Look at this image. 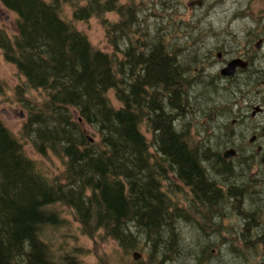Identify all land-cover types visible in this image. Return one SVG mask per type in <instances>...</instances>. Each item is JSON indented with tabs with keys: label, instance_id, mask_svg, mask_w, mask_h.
I'll return each mask as SVG.
<instances>
[{
	"label": "trees",
	"instance_id": "16d2710c",
	"mask_svg": "<svg viewBox=\"0 0 264 264\" xmlns=\"http://www.w3.org/2000/svg\"><path fill=\"white\" fill-rule=\"evenodd\" d=\"M0 3L16 14L13 36L0 29V52L24 78L25 86L17 89L45 93L41 106L29 110L23 134L32 138L36 153L53 154L63 166L62 180L51 176L0 119V264H87L67 250L57 257L42 236L64 223L61 204L72 210L83 235L100 231L125 253L145 248L144 258L131 264H174L177 257L180 264H213L215 256L217 264H235L223 258L220 247L234 235L242 246L238 253L251 251L256 264H264V202L254 197L264 185L259 177L246 178L253 189L236 185L233 160L203 148L189 121L179 124L206 91L190 92L197 78L173 68L167 50L140 40L131 23L134 2L124 8L116 0ZM66 5L76 21L99 19L110 53L95 48L65 19ZM111 11L117 22L105 18ZM110 90L119 105L111 103ZM84 126L98 139L89 141ZM213 169L225 189L213 179ZM170 175L189 189L190 205L177 204L180 187ZM246 194L252 210L240 212V234L232 232L218 245L207 240L213 233L225 235L226 211L239 209ZM184 220L204 229L199 250L183 246L178 228ZM231 248L229 254L238 251Z\"/></svg>",
	"mask_w": 264,
	"mask_h": 264
},
{
	"label": "rangeland",
	"instance_id": "374dc122",
	"mask_svg": "<svg viewBox=\"0 0 264 264\" xmlns=\"http://www.w3.org/2000/svg\"><path fill=\"white\" fill-rule=\"evenodd\" d=\"M130 1L134 2L135 5L131 14H134L135 10L137 8H142V6H147V8L152 6V0H116V3L124 8ZM111 12L106 13L105 18L110 23L117 22V13L115 11ZM145 12L148 15L151 13L150 10H145ZM143 14L144 12H141V15ZM63 15L68 22L87 36L88 40L95 48L107 53L112 51L111 46L106 41L104 29L100 24L99 19L91 17L86 21H76L72 18L70 8L67 5L63 8ZM15 20L16 15L14 12L8 10L0 3V29H3L9 36H13L16 31ZM150 20L151 24L155 25L154 18L150 17ZM152 31L153 28L150 29L151 36ZM128 44L129 42L125 41L124 45L126 46ZM157 47L168 51L167 45H159ZM178 55L180 58L191 56L189 52H183ZM186 77L197 78L190 84V92L194 91L197 93L203 90L202 92L206 91V93L196 100L194 102L195 104L192 103L193 112H189L187 116L188 119L180 120L179 124L183 126L189 121L191 131L197 132L195 139L201 140V145H204L203 148H211L218 154H222L225 149L230 148L233 145H238L239 140L236 139L238 127L235 124L232 125L231 120L234 118V113L236 112L233 107V97L239 99V94L236 93L233 95L225 90L216 91L215 88L208 86L206 81H204L203 75L187 74ZM197 84H200V86H196ZM19 86H25L24 78L18 74L17 69L13 64L4 60L0 52V119L12 134L18 138V141L23 146L25 154L29 158L40 162L51 176L58 178V180H62L60 176L63 169L61 160L53 154H49L47 157H41L36 153L32 145V138L24 135L22 131V126L30 115L29 110L33 109L34 111L41 106L42 101L45 98V93L42 90L31 88H26L25 91H19L17 89ZM108 96L113 105H119L111 90L108 92ZM196 97H198V95H196ZM23 99H28V106L25 105ZM211 99H214V105L212 104L213 101ZM188 109L191 110L189 106ZM84 129L88 133L87 137L89 141H95L98 139L95 130L89 126H84ZM141 130L148 139L151 137L150 132L144 125H142ZM201 151L204 152V149H201ZM245 154L246 152H241V158L244 157ZM237 163L238 162L233 160V165H235L233 168L238 170L233 172L237 176V179H234L236 185L245 182L247 185L251 186L249 188L253 189L254 185L248 184L246 178L253 179L254 177H259L264 185L263 168L252 167L253 170H249V166H242ZM211 174H213V179L220 184V187L224 185L227 186L226 182L222 181L223 177L221 173L216 172V170L213 169ZM170 178L180 187V191L174 194V198L177 199V204L179 206H181L182 203L190 205L192 199L190 198L189 189L186 186H183L173 175H170ZM248 194L243 195L240 198L239 209L234 208L230 211H226L227 218L224 221V224L227 227V231L225 235L213 233L210 235L211 237L207 238V240L218 245L222 238H227L232 232L240 234V227L244 221L241 214L243 213L246 215V212L252 210L250 196ZM254 197L259 198L264 202V188H258V192ZM227 200L228 199L223 200L220 204L223 205ZM57 209L59 210V214L63 218L64 223L57 227L50 228L45 235H42L50 248L54 250L57 257L60 256L59 254L62 253L63 250H67L87 264H131L133 261L144 258L145 248L143 250L135 249L130 251V253H125L114 240L101 235L102 232L100 231H97L90 236L83 235L79 228V223L74 219L72 210L62 204L58 206ZM259 219V224L264 226V212H261ZM221 223H223V220ZM180 224V226L178 225V229L180 231L181 242L184 244L183 246L189 249L194 248L197 245V248L195 249L199 250L200 246L205 243L204 229L201 228L202 226L197 222L189 221H181ZM226 245L231 250V246H234L238 251L235 250L234 254H229L227 247L220 245L221 249L223 248V258L225 260L231 258L235 264H256L259 259L258 256L251 251L238 253L242 249V246L235 235L228 240ZM133 253L140 254V258L134 260L132 257ZM212 254L217 255L215 249L212 250ZM218 258L217 256L211 258V262L217 264V262H219ZM174 260H177L174 264H180V257H177Z\"/></svg>",
	"mask_w": 264,
	"mask_h": 264
},
{
	"label": "flooded vegetation",
	"instance_id": "af4514ba",
	"mask_svg": "<svg viewBox=\"0 0 264 264\" xmlns=\"http://www.w3.org/2000/svg\"><path fill=\"white\" fill-rule=\"evenodd\" d=\"M151 5L132 14L140 40L167 45V58L181 74L203 75L216 91L239 94L231 120L239 144L230 147L233 158L223 157L226 149L222 158L264 169V0H152ZM183 52L191 56L180 58ZM241 152H246L242 158Z\"/></svg>",
	"mask_w": 264,
	"mask_h": 264
},
{
	"label": "water",
	"instance_id": "95a60500",
	"mask_svg": "<svg viewBox=\"0 0 264 264\" xmlns=\"http://www.w3.org/2000/svg\"><path fill=\"white\" fill-rule=\"evenodd\" d=\"M232 68H233V64L231 65L230 67V71H226V73H231L232 72ZM236 154L235 150L233 148H228L226 149L224 152H223V157L226 159V158H231L233 157L234 155ZM262 161L264 162V157L262 159ZM140 258V254H137V253H133V259L134 260H137Z\"/></svg>",
	"mask_w": 264,
	"mask_h": 264
},
{
	"label": "bare ground",
	"instance_id": "6f19581e",
	"mask_svg": "<svg viewBox=\"0 0 264 264\" xmlns=\"http://www.w3.org/2000/svg\"><path fill=\"white\" fill-rule=\"evenodd\" d=\"M2 4V3H1ZM4 6V5H3ZM162 6V5H161ZM10 10V9H9ZM112 13V12H111ZM14 14H15V12H14ZM16 15V14H15ZM116 16V15H115ZM168 52V51H167ZM149 133V132H148ZM133 257V256H132Z\"/></svg>",
	"mask_w": 264,
	"mask_h": 264
}]
</instances>
